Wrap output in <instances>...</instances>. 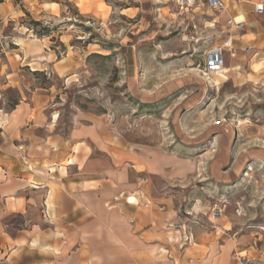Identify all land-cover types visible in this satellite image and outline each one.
Instances as JSON below:
<instances>
[{
    "label": "rangeland",
    "instance_id": "rangeland-1",
    "mask_svg": "<svg viewBox=\"0 0 264 264\" xmlns=\"http://www.w3.org/2000/svg\"><path fill=\"white\" fill-rule=\"evenodd\" d=\"M4 1L16 13L0 20V66L17 30L28 41H41L58 60L68 58L67 71L73 73L67 79L52 68L24 69L30 90L39 87L51 95L62 133L73 117H99L131 145L164 152L185 173L177 177L171 169L164 177L150 178L155 195L173 199L180 217L175 228L229 230L225 236L235 242L234 264H264V72L254 73L262 65L252 61L254 53L264 52V40L251 35L235 44L244 59L242 76L231 71L230 79L216 86L214 75H204L210 48L231 39L232 30L247 33L228 24L231 4L247 0H227L223 13L205 14L207 21L223 15L211 29L187 20L174 0H163L161 16L154 1L143 3L132 24L84 18L66 0H57L61 10L50 7L56 0ZM105 1L117 14L126 5ZM232 60L227 54L226 67H235ZM15 96L8 91V98ZM175 255L167 254L171 263Z\"/></svg>",
    "mask_w": 264,
    "mask_h": 264
},
{
    "label": "crops",
    "instance_id": "crops-1",
    "mask_svg": "<svg viewBox=\"0 0 264 264\" xmlns=\"http://www.w3.org/2000/svg\"><path fill=\"white\" fill-rule=\"evenodd\" d=\"M66 1L82 17L98 18L101 24L120 19L132 24L147 1H154L160 16L163 8V0H124L117 14L105 0ZM256 4L264 2L231 4L228 24L236 21L243 24L242 31L248 30L242 35L232 30L224 54L225 68L230 54L235 65L230 69L239 76L244 59L234 47L237 41L251 35L264 40V13L254 12ZM53 6L61 10L57 0ZM15 13L13 5L0 2V20ZM205 14L212 12L196 9L185 15L210 24L205 29L223 18L207 21ZM193 27L198 30L197 24ZM17 34L0 66V264H234L235 242L225 236L229 230L176 229L180 217L173 199L167 193L155 195L152 176L164 177L171 169L177 177L185 176L168 155L131 145L99 117H73L62 133L51 95L39 87L30 90L24 69L36 73L52 68L67 79L73 73L67 71L68 58L58 60L41 41ZM254 55L253 65H262L254 73L264 72V52ZM11 90L16 92L12 99L7 97ZM180 250L183 255H175ZM169 253L175 255L172 263Z\"/></svg>",
    "mask_w": 264,
    "mask_h": 264
},
{
    "label": "built area",
    "instance_id": "built-area-1",
    "mask_svg": "<svg viewBox=\"0 0 264 264\" xmlns=\"http://www.w3.org/2000/svg\"><path fill=\"white\" fill-rule=\"evenodd\" d=\"M177 8L181 14H186L192 10H209L213 13H221L226 9L224 0H174ZM254 12L257 14L264 13V4H256L254 6ZM237 30L243 29V24L236 21L232 22ZM232 40L228 39L226 43L221 46H214L210 48L206 53L204 75L209 77L218 73H222L225 69V51L229 47ZM217 217H221L220 210ZM239 264H243V261H239Z\"/></svg>",
    "mask_w": 264,
    "mask_h": 264
},
{
    "label": "bare ground",
    "instance_id": "bare-ground-1",
    "mask_svg": "<svg viewBox=\"0 0 264 264\" xmlns=\"http://www.w3.org/2000/svg\"><path fill=\"white\" fill-rule=\"evenodd\" d=\"M241 19H242V17L240 16L239 20H241ZM230 72H231V69L226 67L222 73L215 74L214 76H215V84H216V86H219L223 80L228 79V74ZM252 170L253 169H250V171H252Z\"/></svg>",
    "mask_w": 264,
    "mask_h": 264
},
{
    "label": "trees",
    "instance_id": "trees-1",
    "mask_svg": "<svg viewBox=\"0 0 264 264\" xmlns=\"http://www.w3.org/2000/svg\"><path fill=\"white\" fill-rule=\"evenodd\" d=\"M0 2H3V0H0Z\"/></svg>",
    "mask_w": 264,
    "mask_h": 264
}]
</instances>
